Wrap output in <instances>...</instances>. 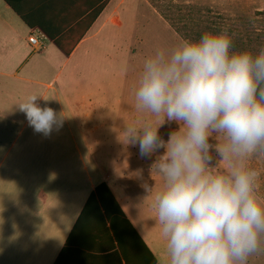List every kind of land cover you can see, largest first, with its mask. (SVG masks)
Listing matches in <instances>:
<instances>
[{
  "label": "clouds",
  "instance_id": "9594fccd",
  "mask_svg": "<svg viewBox=\"0 0 264 264\" xmlns=\"http://www.w3.org/2000/svg\"><path fill=\"white\" fill-rule=\"evenodd\" d=\"M40 97L17 106L47 136L61 121ZM134 101L150 118L125 125L124 141L141 158L163 150L152 169L162 181L153 206L166 264H248L264 252L260 172L248 163L264 158V47L234 51L225 29L159 48L143 63ZM166 121L179 127L164 140Z\"/></svg>",
  "mask_w": 264,
  "mask_h": 264
},
{
  "label": "crops",
  "instance_id": "0c3cea01",
  "mask_svg": "<svg viewBox=\"0 0 264 264\" xmlns=\"http://www.w3.org/2000/svg\"><path fill=\"white\" fill-rule=\"evenodd\" d=\"M11 1L18 14L0 0V85L4 86V92L8 88L12 91L18 81L35 85L37 82L29 75L41 70L39 53L46 43L54 45L48 35H60L74 28L103 2ZM122 1L107 0L105 9L70 57L58 50L66 63L77 54H91L102 31L117 24L116 14ZM31 36L44 44L42 50L30 44ZM7 78L14 85L7 86L4 83ZM48 88L53 86L50 84ZM50 103L59 109L61 123L54 125L47 136L33 130L27 146L19 147L13 159L12 150L4 152L0 163V169L6 168L0 176V264H128L115 236L102 226L96 207L77 225L91 194L101 184L108 186L130 224L157 259L156 264H165L151 247L152 222L148 219L143 223L131 202L135 196V192L131 193L134 182L131 177L136 170H131L130 165L122 166V172L129 176L121 173L115 178L110 167L98 158L105 154L95 148L103 137L98 134L104 128L103 123L88 125L87 111H77L80 102L59 98ZM115 137L116 134L110 135L111 139ZM106 154L117 156L119 152L110 150ZM123 154L137 156L139 148L126 149ZM142 206L155 214L153 203L143 201ZM137 247L145 254L141 244ZM125 255L129 264H134V252Z\"/></svg>",
  "mask_w": 264,
  "mask_h": 264
},
{
  "label": "rangeland",
  "instance_id": "374dc122",
  "mask_svg": "<svg viewBox=\"0 0 264 264\" xmlns=\"http://www.w3.org/2000/svg\"><path fill=\"white\" fill-rule=\"evenodd\" d=\"M185 7L208 11L216 21L236 24L243 31L250 29L254 37L260 31L264 34V0H123L117 10V24L108 25L99 35L98 43L90 44L94 47L91 54H77L66 63L58 49L46 43V48L39 53L43 58L39 60L41 70L29 75L30 79L37 82L35 85L18 81L17 87L12 91L5 89V92L2 89L4 86L0 85V163L3 162L4 152L8 150H12L10 158H15L18 148L27 146L29 135L34 130L17 104L28 96L39 95L41 97L37 104L52 108L60 117L59 109L51 106L50 101L61 98L80 102L77 111H87L88 125L103 123L104 128L98 132L103 137L95 147L105 153L100 157L98 155L102 164L110 167L115 178L120 177L121 173L129 176L127 172H122V166L127 168L130 165L131 170H136L131 177L134 178L131 193L135 192L131 202L135 204L136 213L143 223L148 219L152 222L150 231L154 246L151 247L161 260H165V264L164 242L155 222V214L142 206L143 201L153 203L155 191L161 186L162 181L153 172L152 165L163 150L151 157L141 158L139 154L126 156L123 154L126 149H138L139 146L124 141L122 131L125 125L133 121L142 124L150 118L147 114L137 112L134 106V89L145 60L155 50L171 49L183 40L160 15L159 10ZM12 81L7 78L4 83L7 86L14 85ZM50 84L53 89L48 88ZM86 106L89 108H83ZM178 127L175 121H166L160 127L159 135L167 140L168 134ZM113 134H116L115 139L110 138ZM216 139L219 138L213 136L209 142L216 144ZM110 150H117L119 155H107L106 152ZM212 155L215 163V153ZM248 163L260 172L257 191L258 195L264 197V158L254 156ZM222 166L223 162H218L217 170H221ZM5 171L6 168L0 169V176ZM146 187H154L153 192L149 194ZM248 264H264V252L251 256Z\"/></svg>",
  "mask_w": 264,
  "mask_h": 264
},
{
  "label": "trees",
  "instance_id": "16d2710c",
  "mask_svg": "<svg viewBox=\"0 0 264 264\" xmlns=\"http://www.w3.org/2000/svg\"><path fill=\"white\" fill-rule=\"evenodd\" d=\"M17 14L18 9L11 0H4ZM107 5V0L103 2L85 17L83 22L77 26L63 32L60 35H48L54 46L65 56L70 57L79 42L84 38L86 32L92 24L100 16ZM185 9V10H184ZM184 9H160V15L170 23V26L182 39H198L204 32H220L227 30L233 41V50H248L253 53L259 52L264 47V34L260 31L255 37L250 30H242L236 24H225L216 21L214 16H210L209 12L200 10L196 7H185ZM253 34V35H252ZM74 40L73 42H69ZM96 207L100 213V221L104 228L111 232L120 246L121 252L128 261V254L134 252V264H156L157 259L152 252L146 247L141 237L130 224L122 209L118 205L116 199L106 184L99 185L91 194L85 210L79 219V224L83 223L85 215L88 211ZM77 227V226H76ZM137 244H141L145 250V254L139 252ZM126 245V248L125 246ZM128 249V250H127Z\"/></svg>",
  "mask_w": 264,
  "mask_h": 264
},
{
  "label": "built area",
  "instance_id": "2783aa9c",
  "mask_svg": "<svg viewBox=\"0 0 264 264\" xmlns=\"http://www.w3.org/2000/svg\"><path fill=\"white\" fill-rule=\"evenodd\" d=\"M30 44L37 50H42L44 48V44H42L37 38L31 36L29 38Z\"/></svg>",
  "mask_w": 264,
  "mask_h": 264
},
{
  "label": "bare ground",
  "instance_id": "6f19581e",
  "mask_svg": "<svg viewBox=\"0 0 264 264\" xmlns=\"http://www.w3.org/2000/svg\"><path fill=\"white\" fill-rule=\"evenodd\" d=\"M123 193H124V192H122L121 194H123ZM123 195H124V194H123ZM123 195H122V196H123ZM122 198H123V197H122ZM149 234H150V233H149ZM149 240H150V239H149Z\"/></svg>",
  "mask_w": 264,
  "mask_h": 264
}]
</instances>
